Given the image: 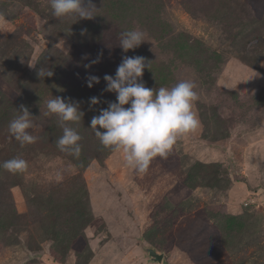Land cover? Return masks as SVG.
<instances>
[{"label": "rangeland", "instance_id": "1", "mask_svg": "<svg viewBox=\"0 0 264 264\" xmlns=\"http://www.w3.org/2000/svg\"><path fill=\"white\" fill-rule=\"evenodd\" d=\"M92 2L97 16L75 22L54 17L50 0H0V165H29L0 167V264H264V0ZM134 28L147 41L125 53L120 34ZM124 56L149 62L148 88L197 84L198 130L146 173L90 128L116 101L103 77ZM89 75L100 83L89 88ZM54 97L81 101L79 157L57 147ZM21 105L37 137L24 146L8 129Z\"/></svg>", "mask_w": 264, "mask_h": 264}, {"label": "clouds", "instance_id": "2", "mask_svg": "<svg viewBox=\"0 0 264 264\" xmlns=\"http://www.w3.org/2000/svg\"><path fill=\"white\" fill-rule=\"evenodd\" d=\"M50 6L54 17L71 18L75 22L92 20L99 11L92 0H50ZM85 31L82 30V34ZM146 36L147 33L140 28L123 31L119 46L125 53L135 50L147 41ZM101 58L102 53H98L85 68L99 63ZM145 68L150 70L144 57L124 56L114 76L104 75L106 87L103 91L115 93L116 101L106 102L107 107L92 117L90 126L104 148L122 152L126 164L139 173H146L157 156L167 157L180 138L194 133L200 126V120L193 111L199 99L195 81L182 79L170 88H148L142 79ZM53 74L49 67H41L37 73L39 78L52 77ZM86 83L91 88L100 83V77L89 75ZM100 102L99 97L89 98L90 106ZM80 105L81 101L70 97H54L46 104V115H55L63 130L56 141L57 147L74 157L81 153L79 142L82 137L72 126L84 116ZM18 112L20 114L8 125L9 132L21 146L35 143L37 137L30 131L36 127L33 116L23 105ZM28 166L22 158H13L0 165L12 174L24 173Z\"/></svg>", "mask_w": 264, "mask_h": 264}, {"label": "water", "instance_id": "3", "mask_svg": "<svg viewBox=\"0 0 264 264\" xmlns=\"http://www.w3.org/2000/svg\"><path fill=\"white\" fill-rule=\"evenodd\" d=\"M146 251H147L149 257L153 261L161 262V260H162V253H158L153 248H146Z\"/></svg>", "mask_w": 264, "mask_h": 264}]
</instances>
